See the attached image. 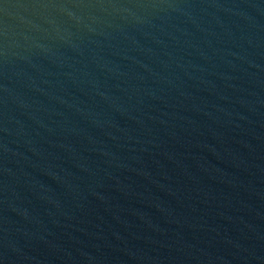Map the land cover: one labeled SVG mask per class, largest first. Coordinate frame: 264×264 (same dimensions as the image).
<instances>
[{
	"label": "water",
	"instance_id": "water-1",
	"mask_svg": "<svg viewBox=\"0 0 264 264\" xmlns=\"http://www.w3.org/2000/svg\"><path fill=\"white\" fill-rule=\"evenodd\" d=\"M0 94L264 218V0H0Z\"/></svg>",
	"mask_w": 264,
	"mask_h": 264
}]
</instances>
